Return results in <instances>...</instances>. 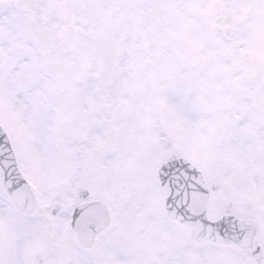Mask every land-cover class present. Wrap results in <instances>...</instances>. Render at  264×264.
Returning a JSON list of instances; mask_svg holds the SVG:
<instances>
[{
    "label": "snow or ice",
    "instance_id": "obj_1",
    "mask_svg": "<svg viewBox=\"0 0 264 264\" xmlns=\"http://www.w3.org/2000/svg\"><path fill=\"white\" fill-rule=\"evenodd\" d=\"M0 264H264V0H0Z\"/></svg>",
    "mask_w": 264,
    "mask_h": 264
}]
</instances>
